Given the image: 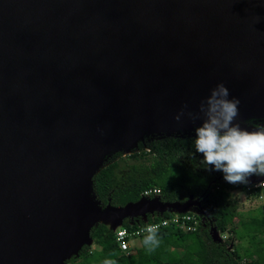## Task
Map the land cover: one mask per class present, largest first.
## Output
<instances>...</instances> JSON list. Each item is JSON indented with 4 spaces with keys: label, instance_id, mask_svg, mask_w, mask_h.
<instances>
[{
    "label": "water",
    "instance_id": "obj_1",
    "mask_svg": "<svg viewBox=\"0 0 264 264\" xmlns=\"http://www.w3.org/2000/svg\"><path fill=\"white\" fill-rule=\"evenodd\" d=\"M220 83L253 131L242 122L264 120V0H0V264H65L103 220L113 231L195 211L191 198L102 206L93 177L146 133L201 126ZM184 105L201 119L178 123Z\"/></svg>",
    "mask_w": 264,
    "mask_h": 264
},
{
    "label": "trees",
    "instance_id": "obj_2",
    "mask_svg": "<svg viewBox=\"0 0 264 264\" xmlns=\"http://www.w3.org/2000/svg\"><path fill=\"white\" fill-rule=\"evenodd\" d=\"M242 124L254 128L264 120H247ZM195 137H169L138 142L137 153L110 161L93 177L96 199L106 206L123 207L140 200L144 191L159 189L163 203H184L193 199L203 212L196 232L184 233L170 225L156 230L158 245H145L142 235L140 247L120 250L109 226L100 223L92 228V246H84L77 257L65 264H264V189L247 191L260 179L251 178L249 185H232L223 173L207 170L200 161L203 154L195 151ZM214 167V166H209ZM246 192L252 198L263 197V204L246 215L237 212L233 192ZM171 216L168 212L149 224ZM203 220V222H202ZM122 227L130 232L145 228L141 219H124ZM228 233L226 240L215 241L210 230ZM248 248L243 247L242 242ZM146 256V259H141Z\"/></svg>",
    "mask_w": 264,
    "mask_h": 264
},
{
    "label": "clouds",
    "instance_id": "obj_3",
    "mask_svg": "<svg viewBox=\"0 0 264 264\" xmlns=\"http://www.w3.org/2000/svg\"><path fill=\"white\" fill-rule=\"evenodd\" d=\"M229 96V89L220 83L201 102L199 113L203 114V122L195 129V151L203 154L200 165L209 171L222 172L227 183L249 185L253 176L264 178V124H256L253 131L242 128L236 122L240 100ZM187 107L184 105L175 116L178 123L185 115L193 122L201 119L199 114L186 112ZM258 186L264 188V180ZM145 230L148 233L145 245H158L156 226L147 225Z\"/></svg>",
    "mask_w": 264,
    "mask_h": 264
},
{
    "label": "built area",
    "instance_id": "obj_4",
    "mask_svg": "<svg viewBox=\"0 0 264 264\" xmlns=\"http://www.w3.org/2000/svg\"><path fill=\"white\" fill-rule=\"evenodd\" d=\"M259 183L260 182H257L251 188H248L247 191H250L252 189L262 188V187L258 186ZM262 189H264V188H262ZM142 197L146 198V199H154V198L160 199V190L156 189V188L148 189V190L144 191ZM169 214L171 216L161 218L159 221L152 223V224H149L147 222L148 217L154 219L155 217L162 216L163 214H157V213L150 214V215L148 214L147 216H145L144 220L142 218H136V219H141V221H144L146 224V227H147V225L156 226V230L161 228V227H166V226L172 225L184 233H191V232L197 231L199 223L201 221L200 216L203 214V212L195 209V211H188L184 214H178V213H174V212H169ZM202 222H203V220H202ZM146 227L145 228L139 227V229L136 230L135 232H130V231L126 230L125 228H123L122 226L115 228L113 230V233L115 235V240L118 243L120 250L123 252L128 251L131 248L130 244H131L132 240H134L136 238H140L142 235L147 234V231L145 230ZM222 238H223V236H222Z\"/></svg>",
    "mask_w": 264,
    "mask_h": 264
},
{
    "label": "rangeland",
    "instance_id": "obj_5",
    "mask_svg": "<svg viewBox=\"0 0 264 264\" xmlns=\"http://www.w3.org/2000/svg\"><path fill=\"white\" fill-rule=\"evenodd\" d=\"M195 129L194 130L179 131V132L174 131L173 133L169 132V134H170L169 136H179L180 138L191 137V136L195 137ZM154 139H157V136H153L151 134L148 135V133H146V135L143 138L142 143L145 144V143L150 142L151 140H154ZM137 152H139V150L136 148L130 149V151L127 153H124V152L123 153L122 152H118V153L115 152L114 153L113 152L108 157H106V160L102 162V165L104 166V164H106L110 161H113L114 159L118 158L119 155H121V157H124V155L128 156L132 153H137ZM234 193H241V192L236 191V192H233V194ZM242 193H243V196L233 195V198L237 202V204H236L237 212L246 215L248 212L256 210L257 208H259L263 204V197L255 199V198H252L251 196H249L248 193H246L245 191ZM201 216H203V215H201ZM103 222L104 223H109V222L111 223V220L106 219V220H103ZM220 235L218 233L220 240L224 241V240H226L228 233L220 234ZM222 236H223V238H222ZM262 242H264V236H262L261 238H259L257 240V244H260ZM242 244H243V247L248 248L247 243L245 241H243ZM130 247H132V248L133 247H140V239L136 238V239L132 240ZM90 248L92 249L93 246L90 245ZM141 259H146V256H141Z\"/></svg>",
    "mask_w": 264,
    "mask_h": 264
},
{
    "label": "bare ground",
    "instance_id": "obj_6",
    "mask_svg": "<svg viewBox=\"0 0 264 264\" xmlns=\"http://www.w3.org/2000/svg\"><path fill=\"white\" fill-rule=\"evenodd\" d=\"M91 137H92V140H96V131L94 132L93 130L91 131Z\"/></svg>",
    "mask_w": 264,
    "mask_h": 264
},
{
    "label": "flooded vegetation",
    "instance_id": "obj_7",
    "mask_svg": "<svg viewBox=\"0 0 264 264\" xmlns=\"http://www.w3.org/2000/svg\"><path fill=\"white\" fill-rule=\"evenodd\" d=\"M152 141V140H151Z\"/></svg>",
    "mask_w": 264,
    "mask_h": 264
}]
</instances>
